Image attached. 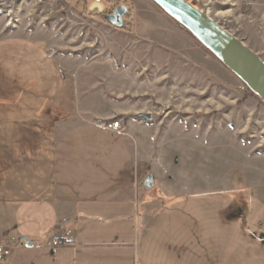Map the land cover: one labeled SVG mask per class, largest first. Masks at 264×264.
<instances>
[{
  "label": "crops",
  "instance_id": "0c3cea01",
  "mask_svg": "<svg viewBox=\"0 0 264 264\" xmlns=\"http://www.w3.org/2000/svg\"><path fill=\"white\" fill-rule=\"evenodd\" d=\"M120 1L140 15L130 34L178 63L199 58L196 39L152 0ZM26 31L0 26V242L13 247L0 264H264V183L152 194L140 113L108 129V113L74 100L91 89L71 86L41 32ZM68 230L70 244L51 246Z\"/></svg>",
  "mask_w": 264,
  "mask_h": 264
},
{
  "label": "rangeland",
  "instance_id": "374dc122",
  "mask_svg": "<svg viewBox=\"0 0 264 264\" xmlns=\"http://www.w3.org/2000/svg\"><path fill=\"white\" fill-rule=\"evenodd\" d=\"M187 1L264 60L263 2ZM73 2L25 0L16 7V27L6 25L5 15L0 26L7 32L26 25L29 35L41 32L48 52L67 68L71 86L91 89L85 97L73 94L75 102L83 97L89 108L108 113L109 122L140 113L136 119L150 130L144 136L147 142L141 143V157H152V194L244 187L255 179L264 183V103L238 76L193 35L202 48L199 58L188 53L185 63H178L176 54L166 53L153 40L82 15L68 5ZM133 14L129 28L138 34L139 12L128 10L126 18Z\"/></svg>",
  "mask_w": 264,
  "mask_h": 264
},
{
  "label": "water",
  "instance_id": "95a60500",
  "mask_svg": "<svg viewBox=\"0 0 264 264\" xmlns=\"http://www.w3.org/2000/svg\"><path fill=\"white\" fill-rule=\"evenodd\" d=\"M169 17L188 30L198 42L208 49L222 64L229 68L242 82L264 103V60L246 43L218 24L210 15L187 0H152ZM102 5L91 3L90 15L104 14V19L110 25L122 29L128 7L118 5L111 13H104ZM147 120H152L150 113L141 114ZM154 185V175L150 173L146 186ZM32 246L28 239H23Z\"/></svg>",
  "mask_w": 264,
  "mask_h": 264
},
{
  "label": "built area",
  "instance_id": "2783aa9c",
  "mask_svg": "<svg viewBox=\"0 0 264 264\" xmlns=\"http://www.w3.org/2000/svg\"><path fill=\"white\" fill-rule=\"evenodd\" d=\"M43 1V0H40ZM57 2L58 0H52ZM65 2H73L74 0H62ZM111 0H93V3L100 4L104 6L105 2ZM25 0H1L0 1V17L5 15L7 18L6 25L10 28L16 27V23L19 21L18 17H15L16 10L23 5ZM51 11V10H50ZM132 14V13H131ZM130 25H134V14L130 16ZM106 127L111 130H121L123 128L121 121L112 120L106 124ZM74 234L71 230L65 231L63 234L56 235L51 240V246L53 247H62L72 242ZM24 243H22L23 246ZM13 250L12 246L7 245L5 242H0V262L5 260L8 256L11 255Z\"/></svg>",
  "mask_w": 264,
  "mask_h": 264
},
{
  "label": "trees",
  "instance_id": "16d2710c",
  "mask_svg": "<svg viewBox=\"0 0 264 264\" xmlns=\"http://www.w3.org/2000/svg\"><path fill=\"white\" fill-rule=\"evenodd\" d=\"M73 6L74 8L79 11L82 15H87L88 11H89V6L92 3V0H74L73 2ZM122 4L126 5L128 7L129 11H132V5L129 4L128 2L124 1L122 2ZM118 5H121V1L120 0H111V5L109 8L106 9V13H111ZM129 15V14H128ZM97 18H100L103 22L106 23L105 19H104V14L102 15H95ZM183 27V26H182ZM184 28V27H183ZM185 29V28H184ZM123 30L126 31L127 33L131 32V29L129 28V21L126 20L125 21V25L123 27ZM186 30V29H185ZM190 33V32H189ZM191 34V33H190ZM192 35V34H191ZM251 92V91H250ZM251 94H253L255 96V94L253 92H251ZM149 122V121H147ZM144 181V180H143ZM142 181V182H143Z\"/></svg>",
  "mask_w": 264,
  "mask_h": 264
}]
</instances>
